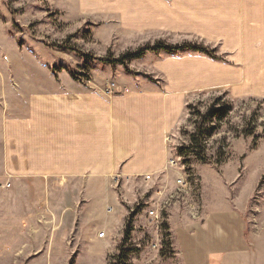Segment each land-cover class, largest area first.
Wrapping results in <instances>:
<instances>
[{
	"label": "rangeland",
	"instance_id": "rangeland-1",
	"mask_svg": "<svg viewBox=\"0 0 264 264\" xmlns=\"http://www.w3.org/2000/svg\"><path fill=\"white\" fill-rule=\"evenodd\" d=\"M92 4L0 0V264H178L172 216L179 213L202 225L205 194V223L220 214L237 215L233 208L241 212L246 240L252 243L248 255L253 264H264L263 94L242 97L228 87L212 88L191 94L183 115L179 108L182 118L168 159L181 163L188 183L184 191L178 192V174L165 169L150 182L145 176H112L89 183L15 181L12 168L3 165V126L44 112L41 101L61 80L105 87L114 83L116 90L165 85V74L157 70L163 58L159 51L126 60L129 73L115 63L141 49L123 54L128 46L120 40L122 34L104 30ZM191 45L214 50L216 62L228 64L230 55L214 44L193 38ZM163 189L166 194L159 196ZM155 205L162 210L152 224L147 213ZM222 233H227L225 224ZM233 239L237 248L241 238ZM225 254L239 256L234 250Z\"/></svg>",
	"mask_w": 264,
	"mask_h": 264
},
{
	"label": "crops",
	"instance_id": "crops-1",
	"mask_svg": "<svg viewBox=\"0 0 264 264\" xmlns=\"http://www.w3.org/2000/svg\"><path fill=\"white\" fill-rule=\"evenodd\" d=\"M91 9L104 30L120 31L128 46L123 54L156 44L194 46L197 38L230 55L228 64L193 51H159L163 87L126 85L110 97L107 87L94 82L67 78L53 84L58 89L41 101L44 112L3 126V165L12 168L15 181L156 178L165 171L167 139L174 138L182 118L179 108L183 115L191 94L228 87L242 97L264 95V0H93ZM205 206L200 226L179 213L172 216L178 264H253L243 214L233 208L237 215L220 214L205 223ZM231 250L239 256L227 257Z\"/></svg>",
	"mask_w": 264,
	"mask_h": 264
},
{
	"label": "built area",
	"instance_id": "built-area-1",
	"mask_svg": "<svg viewBox=\"0 0 264 264\" xmlns=\"http://www.w3.org/2000/svg\"><path fill=\"white\" fill-rule=\"evenodd\" d=\"M116 89L117 88H116V86L114 84L109 85L106 88V94H107V96H110V97L114 96L115 93L117 92ZM167 141L171 144V141H172L171 137H169L167 139ZM165 170L167 172L168 171H170V172L171 171H174L176 174H178V178H177V181H176L178 192L180 190L184 191L186 189L188 183H187V181L184 178V173L182 171L181 163L177 159H175V158H170V159L167 160V167L165 168ZM166 171H164V172H166ZM152 176L153 175H147V176H145V182H150L152 180ZM157 194L159 196H162L161 194H166V192L163 189L161 191H158ZM155 207H156V209L151 208L149 210V212L147 213V215H149V222H151L152 224L153 223H156L157 224V222L159 221V218H160V211L162 210V209H158L159 206H156L155 205ZM100 235L103 238L106 236L105 233H102Z\"/></svg>",
	"mask_w": 264,
	"mask_h": 264
},
{
	"label": "trees",
	"instance_id": "trees-1",
	"mask_svg": "<svg viewBox=\"0 0 264 264\" xmlns=\"http://www.w3.org/2000/svg\"><path fill=\"white\" fill-rule=\"evenodd\" d=\"M158 51H162L168 55H178L180 53L183 52H187V51H193V52H198V53H202L204 55H206L207 57L211 58L212 60L215 61H219L220 59L218 58H214L213 53H215L214 51H209L205 48L202 47H198V46H181V47H170V46H166L164 44H156L155 46H147L143 49H141L140 51L136 52V53H132L129 54L127 56H125L123 59H120L118 61H116L115 63H118L122 66H124V68L126 69L127 73H129V70L127 68V63L125 62L126 60H141L146 53L148 52H158Z\"/></svg>",
	"mask_w": 264,
	"mask_h": 264
},
{
	"label": "bare ground",
	"instance_id": "bare-ground-1",
	"mask_svg": "<svg viewBox=\"0 0 264 264\" xmlns=\"http://www.w3.org/2000/svg\"><path fill=\"white\" fill-rule=\"evenodd\" d=\"M100 237H101V235H100Z\"/></svg>",
	"mask_w": 264,
	"mask_h": 264
}]
</instances>
